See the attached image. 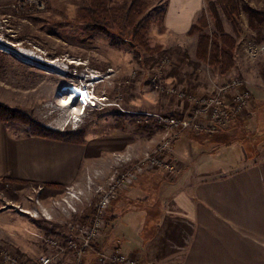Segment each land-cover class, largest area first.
<instances>
[{"label":"rangeland","instance_id":"obj_1","mask_svg":"<svg viewBox=\"0 0 264 264\" xmlns=\"http://www.w3.org/2000/svg\"><path fill=\"white\" fill-rule=\"evenodd\" d=\"M131 1L107 0L109 4ZM142 1L147 4V8L140 20L147 23L145 35L153 49L150 53L133 46L129 41L120 40L117 30L99 32L86 28L77 19V14L80 8L88 4V0H45L41 10L15 11L10 5L6 10L0 11V103L27 115L44 129L71 134L70 136L79 133L83 139L108 132L112 127L137 136H143V131L149 127L161 131L163 129L160 126L144 123L143 113L149 110L150 106L147 94L151 86L148 70L152 67L146 66L156 65L163 55L171 59L170 65L163 69L164 74L161 70L159 75L165 86L174 85L176 88L202 95L211 92L221 81L243 76L249 81L248 90L256 86L260 94H264V58H251L247 50L250 44L264 43V28L249 27L248 16L244 10L251 7L264 14V0H237L241 8L236 19L237 32L219 10L223 31L236 37L237 69L227 76H224L226 73L219 74L207 63L197 59V33L177 37L165 31L160 12L165 8L166 0ZM205 8L206 5L203 10ZM207 20L206 31L214 32V21L209 16ZM163 51L167 54H163ZM139 53L141 60L149 54L152 60H149L148 64L139 61ZM202 68L204 70H201ZM196 71H200L199 75ZM82 84L93 86L95 105L83 106L77 98L71 97L68 87ZM156 92L160 93H157L158 96L163 95V103L170 98L168 95H172L165 91ZM262 96L258 101L252 97V103L244 111L245 114L232 120L220 136L223 143L232 142L234 145V149H230L226 155L228 157L224 154L220 157V162L224 165L226 162H234L236 155L243 154L255 160H264V95ZM151 101L159 104L156 98ZM160 113L173 115L164 111ZM4 124L14 136L29 134V128L25 124ZM126 146L128 148L124 147L118 151L129 150L134 158L145 152L136 157L129 149L130 144ZM105 158L104 165L100 162L90 165L89 168L84 166L80 176L82 180L67 186L61 195L68 188L87 191L90 179L95 183L104 181L103 177L116 167L112 152ZM159 173L168 180L166 172ZM42 191V185L33 187L28 197L29 205L25 206L14 203L15 197L10 189L6 192L0 188V251L17 254L25 261L37 258L44 251L42 238L49 233L63 236L68 222L89 219L97 198L91 189L88 199L78 203L77 213L66 215L58 211L50 220L43 217L34 218L20 210L38 206L36 199L41 206L49 205L51 201L42 199ZM112 220L108 219V225L100 239L101 243L97 246L98 251L109 249L106 245L118 248L114 244L116 239H144L153 231L145 229L136 233V228L129 223L130 220L125 219V222L112 227ZM104 241L106 244L102 243ZM88 254L94 256V252H88L85 259H89Z\"/></svg>","mask_w":264,"mask_h":264},{"label":"crops","instance_id":"obj_2","mask_svg":"<svg viewBox=\"0 0 264 264\" xmlns=\"http://www.w3.org/2000/svg\"><path fill=\"white\" fill-rule=\"evenodd\" d=\"M15 1L0 0V11ZM207 1L166 0L165 31L177 37L188 34ZM235 69L236 65L224 76ZM149 87L150 106L145 112L175 114L187 109V104L173 95L164 94L170 98L163 103V95ZM249 90L256 101L263 98L256 86ZM153 97L159 104L151 101ZM226 128L211 134L182 133L173 141V155L182 164L177 176L166 174V181L159 173L162 171L144 173L118 193L107 211L113 219L111 226L125 219L136 233L153 231L144 239H116L115 247L135 258L137 264H264V160L243 154L236 155L234 162L221 163L220 157H228L234 149L233 143L221 140ZM12 134L0 122V188L10 189L14 203L25 206L36 185L43 186L42 199L51 201L82 180L84 166L104 165L105 157L128 144L137 157L164 138L163 130L151 127L143 136L112 127L80 143ZM87 257L86 264H93L94 256Z\"/></svg>","mask_w":264,"mask_h":264},{"label":"built area","instance_id":"obj_3","mask_svg":"<svg viewBox=\"0 0 264 264\" xmlns=\"http://www.w3.org/2000/svg\"><path fill=\"white\" fill-rule=\"evenodd\" d=\"M45 0H16L11 4L15 11L24 9L44 8ZM251 58H264V43H253L247 46ZM171 59L165 55L156 65L148 70V80L155 91H165L175 95L187 104V109L173 115L159 112H144V123L160 126L164 138L152 151H145L140 157L134 158L129 150L112 152L116 167L105 177L104 181L95 183L91 179L87 191L67 189L61 197L51 200L49 205L38 206L21 211L34 218L43 217L50 220L56 212L66 215L77 213L78 203L88 199L91 189L97 195L89 219L71 221L66 225L64 235L49 233L43 239L44 251L37 258L25 261L17 254L0 251V264H85L88 252H94L93 264H137L135 258L125 254L119 248L99 250L103 231L108 225L106 213L117 194L128 187L139 175L151 171H164L175 177L182 169L180 161L173 155V141L184 132L214 133L227 126L235 118L244 115L252 103V95L247 88V81L240 77H232L214 86L209 93L198 95L176 88L165 86L159 78L161 70L168 67ZM165 70L162 71L164 74ZM77 92H71L72 98H77L83 105H95L92 85H77ZM73 89V88H72ZM101 177V178H102ZM41 213V214H40ZM96 248V250H95ZM98 251V252H97Z\"/></svg>","mask_w":264,"mask_h":264},{"label":"trees","instance_id":"obj_4","mask_svg":"<svg viewBox=\"0 0 264 264\" xmlns=\"http://www.w3.org/2000/svg\"><path fill=\"white\" fill-rule=\"evenodd\" d=\"M146 8L147 4L142 0H132L130 3L120 2L115 4H109L107 0H88V4L78 10L77 19L91 31L109 32V29L117 30V37L120 40L124 42L129 41L131 44H134L133 46L150 53L153 49L150 47L145 35L147 28L145 24L147 25V23H142L140 20ZM219 10L230 21L234 31L237 32L238 26L236 19L241 11L238 1L213 0L207 1L205 10L195 19L188 34L197 33V59L207 63L219 74H225L235 65L236 37L223 31ZM244 10L248 16L249 27L254 29L264 28L263 13L251 7H246ZM163 13L164 9L160 14L163 16ZM208 16L214 21V32L206 31L208 28ZM163 54H167V52L163 51ZM140 57L141 54L137 56V58ZM149 60H152L150 54L141 60V62L148 64ZM152 66L148 64L146 67L151 68ZM0 122H18L25 124L29 128L28 135L37 137L77 143L83 142L84 140L79 133L70 136L71 134L67 135L44 129L27 115L3 103H0ZM228 143L231 144L232 142ZM106 219H109V212L106 213Z\"/></svg>","mask_w":264,"mask_h":264},{"label":"bare ground","instance_id":"obj_5","mask_svg":"<svg viewBox=\"0 0 264 264\" xmlns=\"http://www.w3.org/2000/svg\"><path fill=\"white\" fill-rule=\"evenodd\" d=\"M73 88V89H72ZM68 90L71 91V92H74L76 91L77 92V95L79 96V89H78V86L77 85H71L70 87H68ZM70 97V96H69ZM72 97V96H71ZM71 103V101H70ZM72 105V104H71Z\"/></svg>","mask_w":264,"mask_h":264}]
</instances>
